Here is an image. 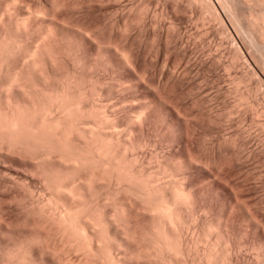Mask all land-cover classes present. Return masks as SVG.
<instances>
[{"label": "bare ground", "instance_id": "bare-ground-1", "mask_svg": "<svg viewBox=\"0 0 264 264\" xmlns=\"http://www.w3.org/2000/svg\"><path fill=\"white\" fill-rule=\"evenodd\" d=\"M192 1L199 7L209 2ZM216 1L226 8V12L232 11L228 1ZM263 1L258 0L261 3H257L255 0L259 5ZM28 2L0 0V156L8 160L17 158L29 166H35L42 184L38 189L34 188L37 186L27 184V179L19 181L20 177H15L14 172L3 170L0 185L8 191L11 203L24 212L20 220L22 225L17 224L21 227L28 225L35 233L31 231L29 233L32 235L27 233L23 236L24 233L12 234V217L6 215L8 213L3 214L0 208V244L3 246L0 249V264H143L142 260L146 259L149 264L224 262L236 249L231 245L232 233L236 232H230L229 229L232 221L230 212H220L219 216L211 217L204 223L202 221L198 231L196 229L199 226L195 228L196 235L193 236L195 231L191 233L193 237L186 233L191 223L195 221L196 225V220H199L196 215L202 201L213 194L212 189L206 188L208 186L196 188L188 175H181L179 179L174 177L177 176L174 174L178 169V161L187 166L194 164L197 159L188 151V155L180 156L177 162L167 160L161 165V170L168 173L170 178L161 182L159 171H147L144 164L139 163L137 152L133 154L134 149L148 144L147 140L141 139L142 127L154 116L161 93L148 97V101L136 106L131 113L126 112L119 125L122 128L119 129L118 121L114 122L112 116H108L112 109L108 114L105 109L108 105L95 100L101 93L96 83L92 84L95 80L87 83L83 77L85 69L88 66L90 69L91 64L96 62L92 60L95 63H87L80 77L69 70L64 71L67 68L63 70L60 64L65 56L75 59L72 56L76 55L73 49L88 48L83 47L86 44L84 39L89 40L95 54L102 57L110 49L111 42L109 44L106 39V45L105 40L94 36L90 30L92 28L87 26L90 31L80 27L79 30L83 31L78 32L80 35L69 27L60 30L54 21L60 17L54 19V12L58 4L66 5L65 0H44L38 5ZM261 9L251 11L250 21L264 39V7ZM59 20L61 22L62 18ZM234 20L238 34H244L256 52L260 53L263 45L260 46L256 40L255 29L248 28V25L245 27L237 16ZM61 24L63 27L65 21ZM68 26L71 27V24ZM62 31L67 34L61 36ZM122 49L115 48L119 56L118 63L134 68L127 49ZM104 58L113 64V59L108 56ZM261 64L264 71V63ZM123 81L116 78L111 88L108 86L107 92L110 93L112 88L121 91L126 89ZM244 94L241 96L246 97ZM2 200L1 207L5 206ZM5 201L9 203V200ZM141 213L147 215L145 228L137 220ZM244 219L252 221L254 228L259 221L256 212L249 210ZM42 228H47V232L50 230L59 243L49 242L42 237ZM37 231H40V235L36 234ZM243 233L247 234L246 230ZM51 242L53 245H49ZM254 247L257 256H264L261 245ZM72 251L82 252V257L76 254L77 259H72L69 256Z\"/></svg>", "mask_w": 264, "mask_h": 264}, {"label": "rangeland", "instance_id": "rangeland-1", "mask_svg": "<svg viewBox=\"0 0 264 264\" xmlns=\"http://www.w3.org/2000/svg\"><path fill=\"white\" fill-rule=\"evenodd\" d=\"M41 1L44 0H26L32 5H38ZM65 1L66 5L58 4L57 7L60 8L55 7L54 19L62 18L61 22L65 21L67 26L63 24L62 27L59 19L54 20L56 24L58 23L56 26L60 30L69 27L77 30V33L83 32L79 30L80 27L82 29L86 26L90 27L94 36L105 40L106 45L107 41L109 44L111 42V45L108 44L111 47L103 53V57L98 56L99 54L96 55L95 50L91 48L93 46L90 41L84 39V44L88 46L83 47L88 48H82V51L73 49L76 53L72 55L74 60L64 55L65 57L62 58L64 60L60 61L62 69L67 68L64 71L69 70L75 73L76 77L83 76L86 70L83 76L86 82L91 83L95 80L92 84L96 83V88L99 89V93L101 92L95 100L108 105L109 108H105L107 113L112 109L109 112L111 115L108 116L109 118L112 116L114 122L118 121L119 129L122 128L119 125L128 112L131 113L130 111L136 106L148 101V97L157 92L161 93L160 100L156 103L158 106L156 105L157 110L155 109L154 116L142 127L141 139L147 140L148 144L133 151L135 155L134 152H137L139 163H143L147 171H159V181L162 182L170 178L168 173H163L161 170V165L167 160L172 159L177 162L180 156L185 157L188 154L198 160L197 163L195 160L192 166L181 165L178 161V169L176 173L174 172V175L177 174L174 176L176 179H179L181 175H188V179L196 185V188L208 186L206 188L212 189L211 193H213L202 201L197 210L198 217L196 215L199 220H196V225L195 221L194 224L191 223L186 233L191 235L199 226L196 229L198 231L202 221L204 223L211 217H217L220 212H230L232 221L229 229L230 232H236L232 233V244H230L236 249L221 264H264V256L262 254L257 256V250L254 247L261 245L264 249V71L261 64L264 63V39L260 37L257 27L250 21L251 11L254 12V9H257L256 12L259 11L264 7V1L262 6L257 4L261 3L257 2L258 0H256L257 3L255 0L241 2L225 0L228 4L230 3L229 7L232 5L230 12H226V8L216 0H209L208 5H202L203 7L197 6V3H193L192 0ZM235 16L241 19L240 22L242 21L245 27L248 25V28L255 29V38L258 43L260 42V46L263 45L260 53L256 52L257 50L251 46L244 34L241 35V32L238 34L236 24H233ZM68 24H71V27ZM65 32H60V35L61 33V36L66 35L67 32ZM114 38L117 42L112 41ZM115 48L127 49L126 52L130 55L134 68L131 65L129 67L118 63L119 56ZM106 56L113 59V64L106 62L107 58H104ZM93 57H96V60ZM92 62L95 64H91ZM87 63L91 64L90 69ZM86 65L88 67L84 70L83 67ZM116 78L124 80L126 89L121 91L112 88L110 93L107 92ZM243 94L247 95V98L241 96ZM3 158L0 156V170H2L0 176L3 177L4 171L14 172L15 177H20L17 178L19 181L27 179L25 181L27 184L37 186L34 187L37 189L40 187L42 183L40 184L41 180L35 166H29L17 158H14L15 160ZM32 172L34 177L31 176ZM0 186V200L2 198L9 200L8 203L3 199L5 206L0 205V208L3 209V214L8 213L6 215L12 217L14 225L12 234L24 233L21 235L23 236L27 233L29 235L35 233L27 227L28 225H23L25 228L20 226L24 212H20L16 204L11 203L7 196L8 191L2 187V184ZM247 209L257 214V221H259L256 222V228L252 221L244 219V215L248 213ZM146 216L141 213L137 219L139 225L144 228L148 222ZM42 229L45 230V228ZM245 230L247 234L243 233ZM31 231L32 234L29 233ZM43 231H41L42 237L47 238L49 242L52 240L56 244L59 243L50 230L47 232L46 228ZM196 233L195 231L193 236ZM36 234L40 235V231ZM189 236L186 237L189 239L193 237ZM48 241H46L47 244ZM51 244L53 245V242L49 243ZM2 247L0 244V249ZM79 253L80 251L77 253L72 251L69 256L77 259V255L82 257V252ZM230 258L232 261H229ZM148 261L142 260V263L149 264Z\"/></svg>", "mask_w": 264, "mask_h": 264}]
</instances>
